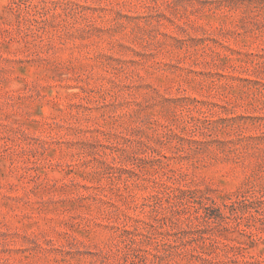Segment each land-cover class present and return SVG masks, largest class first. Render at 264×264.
<instances>
[{
  "label": "rangeland",
  "instance_id": "obj_1",
  "mask_svg": "<svg viewBox=\"0 0 264 264\" xmlns=\"http://www.w3.org/2000/svg\"><path fill=\"white\" fill-rule=\"evenodd\" d=\"M0 264H264V0H0Z\"/></svg>",
  "mask_w": 264,
  "mask_h": 264
}]
</instances>
